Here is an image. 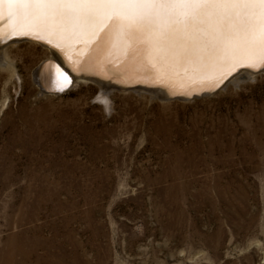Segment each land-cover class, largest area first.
I'll list each match as a JSON object with an SVG mask.
<instances>
[{
	"label": "rangeland",
	"instance_id": "obj_1",
	"mask_svg": "<svg viewBox=\"0 0 264 264\" xmlns=\"http://www.w3.org/2000/svg\"><path fill=\"white\" fill-rule=\"evenodd\" d=\"M51 56L0 46V264H36L6 258L36 227L53 264H264V70L189 99L112 89L105 110L88 80L39 92Z\"/></svg>",
	"mask_w": 264,
	"mask_h": 264
},
{
	"label": "snow or ice",
	"instance_id": "obj_2",
	"mask_svg": "<svg viewBox=\"0 0 264 264\" xmlns=\"http://www.w3.org/2000/svg\"><path fill=\"white\" fill-rule=\"evenodd\" d=\"M4 5L10 35L43 32L40 38L57 48L66 36L91 40L106 31L125 55L264 68V0H0V16Z\"/></svg>",
	"mask_w": 264,
	"mask_h": 264
},
{
	"label": "bare ground",
	"instance_id": "obj_3",
	"mask_svg": "<svg viewBox=\"0 0 264 264\" xmlns=\"http://www.w3.org/2000/svg\"><path fill=\"white\" fill-rule=\"evenodd\" d=\"M3 9V15L0 16V30H2L3 35H9L10 22L8 20L7 5H4ZM39 35H46V33L41 32ZM56 39L57 37H53V41ZM28 40L41 44L52 54L50 58L46 59V63L35 71L34 83L37 85L39 92L44 94H60L66 91L62 90V88L56 91L57 83L54 82L53 85L50 80L52 75L51 64H53L51 63V59L54 58L62 66H68L73 75V83L81 79L97 84L98 91L95 97L101 102L105 110H109L111 107L109 92L115 88L110 82L120 85L136 82L146 85H156L158 87L150 90L157 92L162 97L165 94H192L193 92H201L206 89H215L236 70L237 72L227 79L223 83L224 85L222 84L223 86L232 79L253 74L260 69L264 70L260 67L256 69L241 68L238 70L240 66L246 65L238 64L232 67L231 62L211 65L200 63L195 57L185 58L181 56L173 58L159 52L151 53L150 57L143 52L133 54L131 51L125 55L123 47H113L107 42L106 31L101 32L98 38L91 40L87 39V37L66 36L61 40L62 48L56 47V50L39 41ZM43 40L48 42L47 39ZM49 44L54 46V43ZM2 45L4 44H0V46ZM53 77L60 85L64 83L60 72L55 70ZM99 79L101 81L105 80V84L111 86L108 89L104 88L97 81ZM42 202V198L37 199L34 203L31 202L29 204L27 202V205H30V209L24 216H30L33 209L42 206ZM34 232H32L35 235L34 237L28 236L18 242L13 237L12 249L6 254L7 261L14 260L15 253L20 256L19 260L22 262L34 260L36 264H53L62 260V256L52 252L53 244L51 241L49 240L50 243H48V239H44L36 234L37 232L40 233V227H36ZM41 248H44V251L40 252Z\"/></svg>",
	"mask_w": 264,
	"mask_h": 264
},
{
	"label": "water",
	"instance_id": "obj_4",
	"mask_svg": "<svg viewBox=\"0 0 264 264\" xmlns=\"http://www.w3.org/2000/svg\"><path fill=\"white\" fill-rule=\"evenodd\" d=\"M28 39H33V40H36V41H39V42H41V43H44V44H47V45H49V46H51L52 48H54L55 50H56V47H54V46H52V45H50L48 42H46L45 40H43V39H41L40 38V35L37 33V32H30V33H26V34H20V35H3V39H2V41L0 40V44H7V43H10V42H12V41H21V40H28ZM51 63H53V64H51V73H52V75H51V78H50V80L52 81V83H53V85H54V82L56 83V81H55V79H54V77H53V75H54V73H55V70L56 69H59V72H60V76H61V78L63 79V81H64V77L66 76L67 77V80H68V82H64L63 84H59V86H56V91H59V89H61L62 88V90H67L68 88H70L72 85H73V81H74V79H73V75L71 74V72H70V70H69V68H68V66L66 65V66H62L56 59H51ZM241 68H246V69H248L249 67H247V66H240L239 68H238V70L239 69H241ZM260 69V68H259ZM235 72H237V70L236 71H234L233 73H231L224 81H223V83L227 80V79H229ZM104 88H106V89H108L109 88V86H111V85H113V87H115L113 90H118V91H127V90H137V89H143V88H145V89H148V90H150V89H154V88H156V87H158V86H156V85H146V84H143V83H141V82H136V83H133V84H126V85H120V84H116V83H114V82H110L111 83V85H107V84H105V80H97ZM222 83V84H223ZM222 84H220L217 88H215V89H206V90H202L201 92H193L192 94H183V93H179V94H172V95H167V94H165L164 96H162V98L163 99H172V98H181V99H189V98H192V97H194V96H199V95H201V94H203V93H210V92H213V91H215V90H217ZM64 85V86H63Z\"/></svg>",
	"mask_w": 264,
	"mask_h": 264
}]
</instances>
